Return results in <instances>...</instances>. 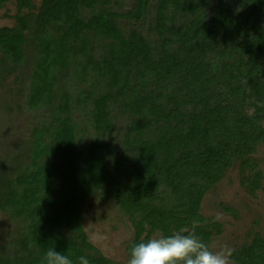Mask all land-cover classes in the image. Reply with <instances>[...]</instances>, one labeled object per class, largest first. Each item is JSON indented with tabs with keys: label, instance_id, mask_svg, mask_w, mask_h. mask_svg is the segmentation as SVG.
Listing matches in <instances>:
<instances>
[{
	"label": "trees",
	"instance_id": "1",
	"mask_svg": "<svg viewBox=\"0 0 264 264\" xmlns=\"http://www.w3.org/2000/svg\"><path fill=\"white\" fill-rule=\"evenodd\" d=\"M219 2L132 0L121 11L117 0H43L34 13L33 0H14V26L0 29V82L28 65L26 107L47 108L49 120L0 170V212L18 224L0 264H40L49 248L113 264L83 228L95 192L130 221V258L134 244L182 229L209 245L220 226L201 203L235 163L249 171L250 193L260 189L251 156L264 144V0ZM151 7L159 43L141 32ZM115 109L129 120L117 145ZM77 110L94 136L84 154ZM230 260L264 264V238Z\"/></svg>",
	"mask_w": 264,
	"mask_h": 264
},
{
	"label": "rangeland",
	"instance_id": "2",
	"mask_svg": "<svg viewBox=\"0 0 264 264\" xmlns=\"http://www.w3.org/2000/svg\"><path fill=\"white\" fill-rule=\"evenodd\" d=\"M42 1L33 0L36 7L34 13L37 12ZM117 1L123 7L121 11L129 10L132 5V0ZM226 1L235 2V0ZM219 3V0H214L215 6ZM114 8L117 10L116 7ZM154 10L151 7L141 32L148 40L159 43L155 33L149 31L155 17ZM16 12L14 0L0 10V29L14 26L12 17ZM88 13L84 10L85 15ZM121 23L128 28L125 21ZM31 57L30 52L28 59L30 62ZM24 68L21 72L8 76L0 82V170H4L11 162L9 157L11 160L19 161L20 150L26 151L30 147L33 129L42 123L41 118L49 120L47 108L33 111L26 107L25 100L29 88L27 76L30 74V68L28 65ZM78 85L76 84L73 94L79 89ZM7 108H10L12 113L7 111ZM73 115L79 127L86 131L87 140L80 145V153L84 154L94 136L84 113L77 110ZM113 117L116 119L115 130L120 134L113 135L117 145L122 141V136L129 126V120L117 109L114 110ZM251 159L254 161L256 171L262 173L260 189L250 193L247 184L243 182V178L248 176L249 171L242 173L237 162L225 172L221 181L211 188L202 200L200 214L208 220V224L220 226V232L213 231V237L208 245L213 251L227 249L232 253L249 245L255 234L264 238V144L256 148ZM82 213L83 228L89 243L113 264H127L129 257L126 247L133 239L134 231L130 221L120 212L115 203L104 200L95 192L82 205ZM17 229L18 224L7 214L0 212V247L11 240L10 235H13ZM230 264H233L231 260Z\"/></svg>",
	"mask_w": 264,
	"mask_h": 264
},
{
	"label": "clouds",
	"instance_id": "3",
	"mask_svg": "<svg viewBox=\"0 0 264 264\" xmlns=\"http://www.w3.org/2000/svg\"><path fill=\"white\" fill-rule=\"evenodd\" d=\"M230 256V250L213 251L194 231L182 229L173 235L153 236L134 244L127 264H230ZM40 264H89V260L80 256L74 262L69 255L49 248Z\"/></svg>",
	"mask_w": 264,
	"mask_h": 264
}]
</instances>
